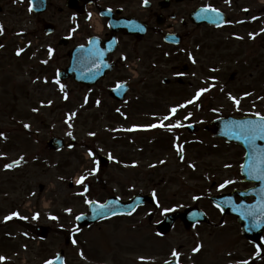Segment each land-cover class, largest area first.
Segmentation results:
<instances>
[{"label": "flooded vegetation", "instance_id": "af4514ba", "mask_svg": "<svg viewBox=\"0 0 264 264\" xmlns=\"http://www.w3.org/2000/svg\"><path fill=\"white\" fill-rule=\"evenodd\" d=\"M8 1L3 0L5 3L0 6V26L4 28L3 35H0V44L3 45L0 48V133L3 134L0 136V256L7 258L6 264H45L46 260H53L54 264H143L141 257L151 264H162L165 260H173V249L180 253V264H209L205 260L214 247L210 249L206 240L221 238L232 228L240 237L241 226L235 215H225L209 200L210 191L196 190V183L173 184L164 180L153 183L152 175L158 169L133 168L139 170L138 174L144 178L140 177L139 182H124L117 177L110 193L107 190L109 184L98 179L103 183L99 184L101 189L97 195L92 194V197L102 198L91 201L104 203L110 196H115L120 203L132 201L133 208L92 223L79 224L76 217L89 213L90 205L82 201L85 203L83 209L74 214L73 184L67 171L68 154L73 148L67 146L59 151L45 148L49 154L63 155L65 160L60 163L64 168L61 197L59 200L51 198L48 204L45 203V187L41 183L37 185L34 171L40 165L37 155L41 154V149L39 133L33 128L37 125L51 128L47 126L49 121L39 120L40 103L50 101V98L45 101L35 99L39 91L35 82L42 79L44 85L48 83L44 90H50L60 67V54L64 51V67H67L73 48L87 42L90 13L96 10L103 24V40L112 36L110 22L116 20H138L140 23L134 25L146 30L143 37L137 34L130 36L125 29L119 30L116 34L119 47L110 55L115 69L108 78L120 74L121 79L126 80L131 76L133 57L120 50L123 39L130 41L134 50L139 42L148 39V52L156 58H159L161 50L171 49L177 50L179 56H192L197 64L199 60L204 66L211 60H236L240 65L232 73L234 75L229 76L228 84L238 85L240 80L241 88L245 89L249 85L245 63L249 62L250 50L253 62L258 66L264 59L260 54V49L264 50L261 32L264 0H148L147 5L144 0H46L43 10L31 11L29 0ZM207 7L217 9L220 17L201 11ZM194 12L198 15L196 20L192 16ZM210 15L216 21L224 19V24L207 23ZM250 33L255 35V39L250 38ZM176 41L181 43L175 44ZM49 48L53 49L51 59ZM19 49L24 51L17 56ZM208 50H211V60L205 55ZM19 77L34 82L24 87L23 83L19 84ZM25 99L29 102L24 103ZM184 108L193 110H181L178 115L188 116L189 123H195L196 104H187ZM33 109L38 111L33 112ZM25 124L30 128L25 129ZM54 135L51 133L49 139ZM64 138V143H70L68 134ZM189 149L196 151V141L189 144ZM245 153L242 148L241 163ZM16 160H20L19 166L5 169L6 164ZM195 167H190L187 172L196 175ZM168 170L166 168L164 173ZM183 173L186 171L183 172L181 167L171 170L174 175ZM228 181L233 182L226 183ZM218 182L225 186L213 194L234 193L231 199L236 204L253 201L254 197L247 194L253 184L244 177L233 178L232 175L225 180L217 179L213 186ZM138 195L140 197L137 198ZM193 197L199 199L194 200ZM68 209H71V214ZM14 212L27 219L14 217L4 222V217ZM203 212L207 220H200L205 219ZM36 214L39 218L33 220ZM51 216L57 219L52 220ZM73 239L76 240L75 245ZM196 244L203 247L199 253L193 254ZM24 254L28 256V263L20 258ZM154 255L160 260H154ZM57 256L59 261H56Z\"/></svg>", "mask_w": 264, "mask_h": 264}, {"label": "rangeland", "instance_id": "374dc122", "mask_svg": "<svg viewBox=\"0 0 264 264\" xmlns=\"http://www.w3.org/2000/svg\"><path fill=\"white\" fill-rule=\"evenodd\" d=\"M4 3L3 0H0V6L4 5ZM261 32H263L264 35V22ZM136 47L137 48L134 50L130 41H127V39L122 40V47L120 50L131 55L133 60L138 59L136 63L139 66L135 77H132L134 85L127 104L134 103L136 97L141 98L138 91L140 88L146 87H148V98L150 102L159 103L149 106L148 108H141V110H143L141 119L143 120H136V116L132 111V117L130 116L128 119L129 122L123 121L116 116L114 111H110V107L114 105L108 94L83 89L74 83V81L60 83L65 86L64 92H61L59 85L55 82L50 84L49 91L44 90L45 86L48 87V83L44 85L42 79H38L35 82L36 87L39 88V91L35 94V99L39 98L41 101H45L48 97L50 98V101L40 103L39 113L41 115L39 120L44 118L46 121H49V123L53 122V124H47V126L49 125L51 127L50 129L42 125H37L33 128L37 134L39 133L38 144L41 149V154L37 155V158L43 163L36 167L34 171L36 173L37 185L41 183L45 187V203L48 204L51 198L59 200L61 197L59 192L64 190V168L59 166L60 162L65 161L62 159L63 155H59V157L45 151V148H47L46 142L51 133L60 135L71 132V137L77 140V147L68 154L69 168H67V171L68 174L71 173V175H73L72 182L74 184L82 175H87L88 178L82 185L76 183L73 190L77 188L79 191L81 188H84L85 184L92 185L90 188L91 191L83 196L73 195L74 213L83 209L85 203H82V201L90 200L92 194L97 195V192L101 188L96 179L97 177H102L103 174H105L104 178L106 183L109 184L107 190L113 188V185L117 182V177H120L124 182H139L140 177L144 178V176L138 174L139 170H132L133 168L158 169V172L153 173V182L164 180L165 182L173 184L182 183L187 185L196 183V190L200 189V191L207 189V187L210 191L217 189V187L213 186V182L216 179L225 180L227 177H232V175L233 178L240 176V154L242 149L237 145L228 144L224 140L212 138L210 134L204 131L203 122L219 114H225L231 111L235 113L259 112L264 114V99H261V97H264V82H262L263 80L260 77V72L264 68V63H261L257 68L250 67V69H248L249 71H247V76L245 77L248 79V84L256 88V91H251L249 87L245 89L241 88L240 80L238 81V85H235V83L229 85L228 82H225L227 77L236 71L238 65L236 61H223L217 64L216 60L212 61L210 58L211 50L206 52L205 55L211 60V63H207L214 66L216 64L215 67H221L219 72L213 74L221 72H223V74L220 75L215 89L210 86L212 87L211 89L214 90L210 92L207 91L209 92L207 94L204 92L200 99L196 101V124L199 127V130L196 132V151L192 152L188 150V147L183 146L186 154L185 159H183V161H178L176 148L173 149L169 147V149L166 150L164 149L165 146L161 145L159 141L154 143L156 151H151L149 155H147L145 152H140L139 148L135 147L131 140L123 143L105 140L102 137L104 134H109V132L117 133L118 131H125L126 126H131L128 125L130 122L131 124L132 122H136L135 124H137V122L146 124L147 122V124H149V121L153 120L152 116L154 115H162L164 118V116L169 113L168 109L173 107V105H178L181 98L185 96L190 98L198 91L202 90L198 88L203 81L205 86L209 84V80L205 76L207 72L203 70V65L201 63L197 66H193V69L190 71L186 70L184 74H182L183 71H180L178 75L177 72H175L178 64H176L175 61H168V59L173 60L177 55L175 52H172L171 49L161 50L159 55L162 57L163 54L164 58H159L157 60L155 55L150 56L151 54L148 52V39L139 42ZM263 51L264 50L260 49V54H263ZM63 53L64 51L60 54L61 60L58 59L60 61L58 66H64L65 64ZM183 61L187 62V59L183 57ZM153 62H155L154 69L149 67ZM180 63L182 64L183 62ZM225 72L226 75L224 74ZM120 76L121 75L113 76L111 79L105 81L104 85L111 84L114 82L115 78H119ZM180 77L195 80L193 84L185 87L183 95L178 94L177 90H173L174 87L179 85ZM259 77L261 79H259ZM164 78L175 81L174 84L176 86L164 87ZM18 81L19 84L23 83L24 87H29L30 83L34 82V80L28 81L26 79L24 81V78L20 77ZM229 88H233V91H231L232 96L238 99L244 97L245 93H252V95L241 99L239 110H237L236 105L229 100L228 95H226ZM221 89H223V91H221ZM236 89H240V91ZM64 93L68 95L67 100L64 99ZM85 97H87L88 101L86 104ZM97 100L100 101L99 106L95 103ZM28 102L27 99L24 100V103ZM31 103H33V101H31ZM213 108L214 110L211 111ZM215 109H219L220 111H215ZM72 113H76V115L71 120H68V116ZM167 124L169 125V123ZM69 125H71V127H69ZM142 128L146 127L144 126ZM176 131L177 129L175 128L172 132L177 139L180 137V134ZM89 133H95V135L92 136L89 135ZM129 137L130 135H126L123 138L130 139ZM194 138L195 137L191 136L187 131H184L179 142L184 140L187 142L188 146L190 139ZM141 144L143 145V143ZM89 151L93 153L92 157L88 156ZM100 153L108 156L111 155L112 157V163L106 169L102 170V172L101 170L99 171L97 163H94V160L97 162ZM161 161L165 163L162 164ZM132 165L136 166L133 167ZM150 165H155V167H150ZM189 165H196V167L194 166L196 168V175H191L187 172L190 170ZM226 165H228V167H226ZM179 167L182 168L183 172L186 171V173L182 175L171 174L172 169ZM166 168H169V170L164 173ZM93 169H98L96 172H99V174H96V172L94 175L91 174ZM141 182L144 183V181ZM67 183H69V181ZM101 198L100 196L99 199ZM206 241L208 245L210 243V249L214 247L212 254L207 256V260H205L206 263L217 264L220 262V264H238L240 261L248 260L250 264L253 262L255 264H264V252L260 254V256H256V251H253L252 247L243 237H239L236 234L234 228L227 230L225 236L221 238H208ZM229 253H231V255H229ZM20 258L28 263V256L26 254L22 255ZM153 259L157 261L160 260V258L155 255Z\"/></svg>", "mask_w": 264, "mask_h": 264}, {"label": "snow or ice", "instance_id": "6c2138e0", "mask_svg": "<svg viewBox=\"0 0 264 264\" xmlns=\"http://www.w3.org/2000/svg\"><path fill=\"white\" fill-rule=\"evenodd\" d=\"M226 2H229V0H226ZM144 4L147 5L148 4V0H144ZM31 7L29 8V11H31ZM203 13H215L216 16L219 18L220 17V13L218 12L217 9L212 8V7H207L201 10ZM219 26V25H218ZM141 31H143V29H140ZM75 31V29L73 30ZM4 33V28L3 26H0V35H3ZM18 35H21L18 33ZM250 38L255 39V35L254 34H249ZM236 39H242V37H235ZM3 45L0 44V48H2ZM24 51V49H19L16 52L17 56H20L22 54V52ZM48 54H49V59H51L52 54H53V49L49 48L48 49ZM102 55V54H101ZM191 59V56L189 57ZM42 63H48V61H42ZM193 63H195V60H193ZM215 70V69H213ZM47 82V81H45ZM56 84L59 85L61 92H64V88L65 86L63 84H60V81L57 79L55 81ZM209 89H202L200 91H198L195 94V98L193 100H189L187 103L188 104H192L195 102V100H198L200 98L201 95H203L204 92L208 91ZM221 91H223V89H221ZM252 95V93H245L244 97H241L240 99L232 96L231 94H229L228 99L231 100L237 107V110H239V106H240V102L241 99L246 98L247 96ZM64 99L67 100L68 99V95L67 93H64ZM261 99H264V97H261ZM87 97H85V104L87 103ZM96 105L99 106L100 105V101L97 100ZM187 105H180L181 108L186 107ZM33 112L38 111L37 109H33ZM119 111V110H118ZM178 111L177 108H172L170 110L172 115H175L176 112ZM76 115V113H72L71 115L68 116V120H71L74 116ZM245 115H250L252 117H254V119H243L240 121H230L228 122V124L226 125V127L232 131V133L234 135L237 136V138H242L244 140V143L246 144L247 148H248V162L245 165H241L242 169H247V176L250 179H254V180H260V181H264V147H260L257 145V141H264V114H261L259 112H253L250 114H245ZM164 120H169L171 119V116H165L163 118ZM67 122V121H66ZM25 129L30 128V125L25 124L23 125ZM183 125H181L179 122L174 123V124H169L167 126H165L163 123L160 124H152L150 125V128H158V127H167L168 130L174 129V128H179L182 127ZM69 127H71V125H69ZM137 130H147V129H138V128H128L125 131L128 132H132V131H137ZM3 134L0 133V136H2ZM69 136L72 135L71 132L68 133ZM89 135L94 136L95 133H89ZM176 151L177 154L180 155L181 160H183V146L182 145H177L176 146ZM88 156L92 157L93 153L91 151L88 152ZM109 158L111 159V155L109 156ZM23 157L20 158V160H22ZM20 160H16L11 164H6L5 165V169L6 170H10L12 169L14 166H19L20 164ZM94 163H97L94 160ZM161 163H164V161H161ZM133 167H135L136 165H132ZM150 167H155V165H150ZM189 167H193V165H189ZM226 167H228V165H226ZM96 170L98 169H93L91 174H95ZM87 175H82L80 176V178L76 181V183L78 185H82L84 184L85 180L87 179ZM233 181H228L226 183H232ZM225 185H221V187L223 188ZM87 188H85L84 192L78 193V195L83 196L85 194V192H87ZM262 192H264V189H261ZM153 196H155V193H153ZM194 200L199 199V197H193ZM85 203L89 204V205H95V207L93 208L94 212H97L100 215H107V213L104 211L108 206L104 205V204H97L94 201L91 200H86ZM159 207V205H157ZM244 207V206H242ZM69 214H71V209L67 210ZM167 211H174V209H168ZM259 212L262 216H264V196L261 197V203H260V208H259ZM113 215H115L116 213L113 212ZM129 215H131V212L128 213ZM242 215H248V216H254L253 213H242ZM14 217L19 218V219H27L26 217L20 216L19 213H11L10 215H7L4 217V222L10 221L12 220ZM39 218V214H36L32 217L33 220H36ZM50 219L52 220H56L57 217L56 216H51ZM77 220L81 219L80 216L76 217ZM262 226L260 221H256L254 223H252L250 225V227L252 228H260ZM193 227H195V224L193 225ZM157 235H160L159 233H157ZM72 243L75 245L76 244V240L73 239ZM203 245L202 244H196L193 248V254L195 253H199L202 249ZM261 254V247L257 246L256 247V256H260ZM82 255V254H81ZM229 255H231V253H229ZM171 256L173 257V260L169 261V260H165L164 264H180V253L176 250L173 249L171 252ZM6 260L7 258L4 256H0V264H6ZM60 257L57 256L56 257V261H59ZM141 261L143 262V264H151V262L146 261L143 257H141ZM45 264H54L53 260H46ZM238 264H249L248 260H243L238 262Z\"/></svg>", "mask_w": 264, "mask_h": 264}, {"label": "water", "instance_id": "95a60500", "mask_svg": "<svg viewBox=\"0 0 264 264\" xmlns=\"http://www.w3.org/2000/svg\"><path fill=\"white\" fill-rule=\"evenodd\" d=\"M102 54V55H101ZM106 58L105 54L101 52L98 43L92 42L90 46L85 49H82L81 53H78L76 57L73 59V70L77 71L78 77L76 80L81 83L95 84L96 81L104 75L106 68ZM95 65H100V68H94ZM123 94V92L121 93ZM123 96V95H122ZM243 120V119H242ZM230 121H240L230 117L220 118L209 125H207L206 129L211 131L213 136L224 137L228 141H236L242 144L244 140L242 138H237L227 127L226 125ZM56 144V143H55ZM54 144V145H55ZM108 163V159L101 157V164L105 165ZM261 189H264V182L258 188L261 193V197L264 196ZM218 202V201H217ZM260 222L262 226L260 228H252L250 225L256 222V218L249 219L243 222L244 225V233L248 236V238L258 244L261 242V236L264 231V216L260 218Z\"/></svg>", "mask_w": 264, "mask_h": 264}]
</instances>
